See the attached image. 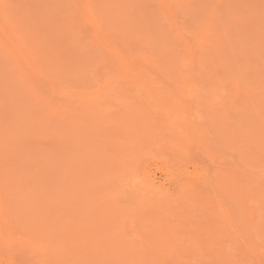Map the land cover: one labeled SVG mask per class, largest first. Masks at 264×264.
<instances>
[{
    "label": "rangeland",
    "instance_id": "rangeland-1",
    "mask_svg": "<svg viewBox=\"0 0 264 264\" xmlns=\"http://www.w3.org/2000/svg\"><path fill=\"white\" fill-rule=\"evenodd\" d=\"M0 264H264V0H0Z\"/></svg>",
    "mask_w": 264,
    "mask_h": 264
}]
</instances>
